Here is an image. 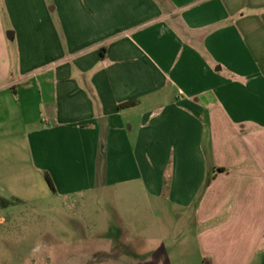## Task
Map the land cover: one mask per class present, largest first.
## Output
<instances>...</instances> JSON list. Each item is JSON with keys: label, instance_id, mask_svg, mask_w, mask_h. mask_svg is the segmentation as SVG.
Wrapping results in <instances>:
<instances>
[{"label": "crops", "instance_id": "0c3cea01", "mask_svg": "<svg viewBox=\"0 0 264 264\" xmlns=\"http://www.w3.org/2000/svg\"><path fill=\"white\" fill-rule=\"evenodd\" d=\"M11 1L23 55L0 0V181L10 145L56 195L161 197L168 175L203 258L264 264V0Z\"/></svg>", "mask_w": 264, "mask_h": 264}, {"label": "rangeland", "instance_id": "374dc122", "mask_svg": "<svg viewBox=\"0 0 264 264\" xmlns=\"http://www.w3.org/2000/svg\"><path fill=\"white\" fill-rule=\"evenodd\" d=\"M42 1L57 6V0ZM1 7L8 32L15 33L9 51L17 64L23 40L13 19L20 11L11 0L9 8L1 0ZM18 75L15 70L11 78ZM26 94L35 96L34 91ZM11 147L3 170L7 178L0 181V196L12 203L0 207V264H211L198 249L193 209L168 200L171 176H165L161 197L146 193L139 183L101 181L84 192L56 195ZM31 177L36 180L28 182Z\"/></svg>", "mask_w": 264, "mask_h": 264}, {"label": "trees", "instance_id": "16d2710c", "mask_svg": "<svg viewBox=\"0 0 264 264\" xmlns=\"http://www.w3.org/2000/svg\"><path fill=\"white\" fill-rule=\"evenodd\" d=\"M132 105H133V103H128V104L122 105L120 108H128L129 106H132ZM102 152H104V151H102ZM218 171L224 172V170H222V169H219ZM45 178H46V181H47L49 187L53 191V193L57 194L55 184H54L51 176L48 173H45ZM210 182H211V180L208 182V184H210ZM10 204H12V203L9 201H5L3 198L0 197V207L7 208L8 206H10Z\"/></svg>", "mask_w": 264, "mask_h": 264}]
</instances>
